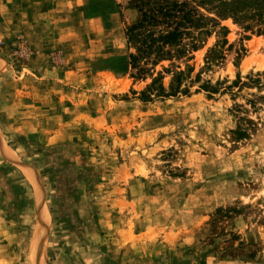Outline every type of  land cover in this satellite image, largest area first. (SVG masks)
I'll list each match as a JSON object with an SVG mask.
<instances>
[{"label": "rangeland", "instance_id": "obj_1", "mask_svg": "<svg viewBox=\"0 0 264 264\" xmlns=\"http://www.w3.org/2000/svg\"><path fill=\"white\" fill-rule=\"evenodd\" d=\"M138 17L128 0H0V264H264V89L144 100ZM221 25L225 58L202 80L263 73L264 35Z\"/></svg>", "mask_w": 264, "mask_h": 264}, {"label": "trees", "instance_id": "obj_2", "mask_svg": "<svg viewBox=\"0 0 264 264\" xmlns=\"http://www.w3.org/2000/svg\"><path fill=\"white\" fill-rule=\"evenodd\" d=\"M128 4L139 14L138 19L126 27L132 77L151 79L141 92L144 100L187 96L197 84L196 92H205L209 97L226 92L236 96L246 88L264 89V72L245 78L238 74L233 81L212 83L202 80L206 71L212 70L225 58L229 31L221 25L222 20L231 18L244 29L264 35V0H128ZM213 34L217 37L216 44L208 51L205 66L192 76L195 69L188 62ZM166 61L171 62L175 69L164 68L154 76L155 68ZM178 61H186L185 68L177 66L175 63ZM165 75L171 77L168 86L163 81ZM248 104L250 108L257 109L256 100H248ZM242 122L240 130L244 137L253 122L245 119Z\"/></svg>", "mask_w": 264, "mask_h": 264}, {"label": "crops", "instance_id": "obj_3", "mask_svg": "<svg viewBox=\"0 0 264 264\" xmlns=\"http://www.w3.org/2000/svg\"><path fill=\"white\" fill-rule=\"evenodd\" d=\"M18 4H19V2H18ZM17 9L21 13H20V17L18 16V14L15 15L16 16V28L14 29V33H16L18 37L21 36L22 38H25V36H27V38H28L29 36L26 33H28L31 28L32 29L34 28V25H33L34 22L30 21V17L33 14L34 7L31 3L26 2V3H24L23 7H19ZM0 34H1V31H0ZM29 40H30V38H29ZM27 42H30V41L27 40ZM44 42L45 41H42V40L40 41V39H39L38 43H36V42L32 43V44L30 43L31 48L39 51V49H43L48 45L51 46L50 44L45 45L47 43H44ZM36 48H39V49H36ZM37 75H39V73H37ZM7 106H9V105H7Z\"/></svg>", "mask_w": 264, "mask_h": 264}]
</instances>
